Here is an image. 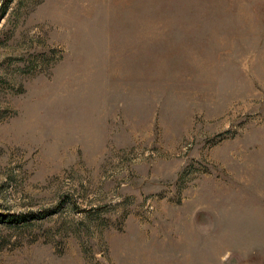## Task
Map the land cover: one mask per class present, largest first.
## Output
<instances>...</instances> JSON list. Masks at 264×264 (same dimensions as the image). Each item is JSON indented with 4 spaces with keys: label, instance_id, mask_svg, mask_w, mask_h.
<instances>
[{
    "label": "rangeland",
    "instance_id": "obj_1",
    "mask_svg": "<svg viewBox=\"0 0 264 264\" xmlns=\"http://www.w3.org/2000/svg\"><path fill=\"white\" fill-rule=\"evenodd\" d=\"M0 264H264V0H0Z\"/></svg>",
    "mask_w": 264,
    "mask_h": 264
},
{
    "label": "trees",
    "instance_id": "obj_2",
    "mask_svg": "<svg viewBox=\"0 0 264 264\" xmlns=\"http://www.w3.org/2000/svg\"><path fill=\"white\" fill-rule=\"evenodd\" d=\"M55 210H44L41 211L40 213H20V214H10L8 219H5L4 221L12 220L13 222H25L27 220H32V219H43L46 218L52 214H55ZM11 218V219H9ZM10 221V222H12Z\"/></svg>",
    "mask_w": 264,
    "mask_h": 264
}]
</instances>
